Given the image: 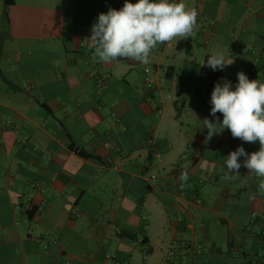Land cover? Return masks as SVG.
Instances as JSON below:
<instances>
[{
  "label": "crops",
  "instance_id": "1",
  "mask_svg": "<svg viewBox=\"0 0 264 264\" xmlns=\"http://www.w3.org/2000/svg\"><path fill=\"white\" fill-rule=\"evenodd\" d=\"M13 1L0 0V264H264L262 178L241 157L222 179L228 154L259 142L219 126L208 140L204 123L223 119L216 83L264 82V0H183L195 35L148 64L93 59L92 25L125 0ZM214 46L234 61L223 71L200 65Z\"/></svg>",
  "mask_w": 264,
  "mask_h": 264
},
{
  "label": "clouds",
  "instance_id": "2",
  "mask_svg": "<svg viewBox=\"0 0 264 264\" xmlns=\"http://www.w3.org/2000/svg\"><path fill=\"white\" fill-rule=\"evenodd\" d=\"M197 17V9L189 7L183 0L179 3L170 0H137L130 3L125 0L121 9L100 13L97 22L92 25L89 40L95 50L93 59L111 63L125 58L148 64L151 52L158 45L194 36ZM228 51V48L214 46L207 54L206 65L205 61L200 65L213 71H223L234 62L227 59ZM237 77L234 90L230 81H224L216 83L211 92L210 114L216 117L217 113H221L223 119L220 121L217 118L216 122L204 120L208 129L207 139L211 140L214 134L228 129L233 138L246 143L258 141V151L249 154L243 147H238L228 154L222 179L229 181L238 176L242 166L240 158L244 157L243 166L262 178L259 187L264 190V82L250 80L244 72L237 73ZM217 126L222 131H217ZM181 179L187 181L186 170Z\"/></svg>",
  "mask_w": 264,
  "mask_h": 264
},
{
  "label": "built area",
  "instance_id": "3",
  "mask_svg": "<svg viewBox=\"0 0 264 264\" xmlns=\"http://www.w3.org/2000/svg\"><path fill=\"white\" fill-rule=\"evenodd\" d=\"M257 61L255 62V63H253L252 64V66L250 67V71L253 73V72H255L256 70H257ZM146 72L147 73H149V70L147 69L146 70ZM98 86L100 87V86H102V80H98ZM198 204L200 203V201L199 200H197L196 201ZM77 213H76V211L74 210L73 211V215L75 216ZM182 245L184 246V247H187L188 248V250L190 251V250H196L198 253H200V251H201V247L200 246H193L192 244H187L186 242H184V241H182ZM67 264H69V263H67Z\"/></svg>",
  "mask_w": 264,
  "mask_h": 264
},
{
  "label": "trees",
  "instance_id": "4",
  "mask_svg": "<svg viewBox=\"0 0 264 264\" xmlns=\"http://www.w3.org/2000/svg\"><path fill=\"white\" fill-rule=\"evenodd\" d=\"M6 5H12L13 4V0H4ZM80 155L82 156H86V154L84 152H79Z\"/></svg>",
  "mask_w": 264,
  "mask_h": 264
}]
</instances>
